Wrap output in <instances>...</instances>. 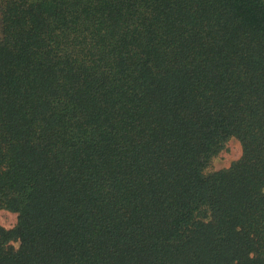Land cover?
I'll use <instances>...</instances> for the list:
<instances>
[{"label":"trees","instance_id":"obj_1","mask_svg":"<svg viewBox=\"0 0 264 264\" xmlns=\"http://www.w3.org/2000/svg\"><path fill=\"white\" fill-rule=\"evenodd\" d=\"M0 209V264H264V0H0Z\"/></svg>","mask_w":264,"mask_h":264},{"label":"rangeland","instance_id":"obj_2","mask_svg":"<svg viewBox=\"0 0 264 264\" xmlns=\"http://www.w3.org/2000/svg\"><path fill=\"white\" fill-rule=\"evenodd\" d=\"M242 154L241 144L235 137H230L224 142L219 153L212 159L206 169L207 172H214L227 169L232 163L237 161ZM17 222V215L13 212L0 209V228L12 229ZM14 248L18 247V242H12Z\"/></svg>","mask_w":264,"mask_h":264}]
</instances>
